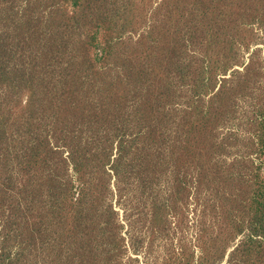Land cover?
<instances>
[{
    "label": "rangeland",
    "instance_id": "1",
    "mask_svg": "<svg viewBox=\"0 0 264 264\" xmlns=\"http://www.w3.org/2000/svg\"><path fill=\"white\" fill-rule=\"evenodd\" d=\"M0 264H264V0H0Z\"/></svg>",
    "mask_w": 264,
    "mask_h": 264
}]
</instances>
